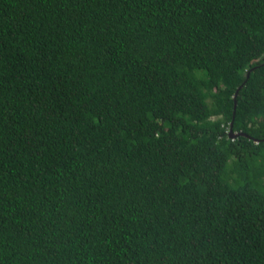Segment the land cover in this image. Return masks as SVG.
I'll return each mask as SVG.
<instances>
[{
	"label": "trees",
	"instance_id": "trees-1",
	"mask_svg": "<svg viewBox=\"0 0 264 264\" xmlns=\"http://www.w3.org/2000/svg\"><path fill=\"white\" fill-rule=\"evenodd\" d=\"M0 264H264V0H0Z\"/></svg>",
	"mask_w": 264,
	"mask_h": 264
},
{
	"label": "water",
	"instance_id": "water-1",
	"mask_svg": "<svg viewBox=\"0 0 264 264\" xmlns=\"http://www.w3.org/2000/svg\"><path fill=\"white\" fill-rule=\"evenodd\" d=\"M235 112H236V102H235V107H234V115H235ZM232 126H233V122H231V127H230V136H234L236 133H233V130H232Z\"/></svg>",
	"mask_w": 264,
	"mask_h": 264
},
{
	"label": "clouds",
	"instance_id": "clouds-1",
	"mask_svg": "<svg viewBox=\"0 0 264 264\" xmlns=\"http://www.w3.org/2000/svg\"><path fill=\"white\" fill-rule=\"evenodd\" d=\"M230 133H231V132H230V129H229V136H230ZM233 133H235V132H233ZM234 136H235V135H234ZM234 136H230V137H234Z\"/></svg>",
	"mask_w": 264,
	"mask_h": 264
}]
</instances>
